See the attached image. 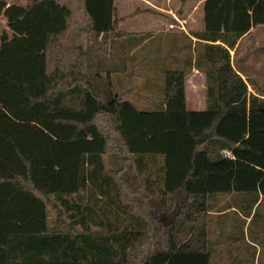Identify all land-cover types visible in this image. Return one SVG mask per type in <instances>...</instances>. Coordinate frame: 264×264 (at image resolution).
Here are the masks:
<instances>
[{"label": "trees", "instance_id": "trees-1", "mask_svg": "<svg viewBox=\"0 0 264 264\" xmlns=\"http://www.w3.org/2000/svg\"><path fill=\"white\" fill-rule=\"evenodd\" d=\"M0 15V264L220 259L210 218L230 203L249 217L259 199L256 190H229V202L209 177L231 160L224 150L241 146L220 132L223 121L264 112V85L231 55L264 25V0H205V29L184 46L185 65L166 71L160 105L147 109L131 101L141 93L133 74L116 87L147 34L119 29L128 16L115 0H0ZM193 66L206 76L202 135L188 150L134 152L124 112L181 114L189 124Z\"/></svg>", "mask_w": 264, "mask_h": 264}, {"label": "crops", "instance_id": "crops-1", "mask_svg": "<svg viewBox=\"0 0 264 264\" xmlns=\"http://www.w3.org/2000/svg\"><path fill=\"white\" fill-rule=\"evenodd\" d=\"M28 0H18L15 2H9L8 4H20L24 5ZM163 1V0H162ZM157 2L154 4L150 1L145 0L144 4H147V8L142 10H147L148 12H142L139 15H147L142 18L140 24H131L127 28V23L133 20L135 17L126 19L119 27V29L125 33H141L147 34L146 39L143 41V49L147 46L148 51H143L142 58H157L159 62L158 66H148L142 72V81L148 78V82L153 81V77L165 75L166 71L169 69H176L177 67L185 65V58L188 56V51L184 46L191 42L193 46L197 42V38L194 33L202 32L205 29L203 22V6L205 0H176V4H179V9L176 13L168 8V2ZM198 2V3H197ZM197 4V5H196ZM146 5V6H147ZM116 6V5H115ZM145 6V5H144ZM197 8L199 17L197 22L192 21L191 11L192 8ZM117 8V7H116ZM201 9V10H200ZM150 11V12H149ZM167 11L166 15L163 12ZM172 12V13H171ZM4 17L0 15V17ZM120 16V15H119ZM157 16H163L166 18L156 19ZM193 16V15H192ZM123 17V16H120ZM5 19V17H4ZM147 19V20H146ZM6 21V19H5ZM146 22V23H144ZM262 26V25H258ZM257 27V26H256ZM7 28V23L6 27ZM254 28L251 29V31ZM251 31L244 35L238 42L237 47L246 39V37L251 33ZM156 38H158L156 40ZM175 38V39H173ZM150 41H154L153 44H148ZM166 41L165 49L162 50V46L156 44V42ZM239 48L236 52V48L231 50L232 57L239 61L247 71V74L254 79L255 74L250 72L252 65V59L247 55H240ZM135 50L132 51L133 54ZM189 57V56H188ZM183 59V60H182ZM251 59V61H249ZM193 63H195V53L193 55ZM158 69V70H157ZM165 69V70H164ZM244 78V74H241ZM255 80V79H254ZM258 85L257 80H255ZM264 85V84H263ZM206 76L204 72L199 71L195 66L189 70L186 76V96L188 102V110L195 115L197 110H205L206 108ZM152 91L149 87H145L141 91L142 96V109H147L150 105L146 103L153 101V97L150 93ZM249 91L253 92V88L249 86ZM254 93V92H253ZM155 101L159 102L161 97H155ZM152 108V107H151ZM128 112L132 113L133 116L146 120H151L153 123H161V128L165 126L171 129L174 126H179L180 122L183 120L181 114H165V113H139L134 109H128ZM198 114V113H197ZM196 114V115H197ZM226 119L236 120L238 123V138L246 141V145H249L253 150H259L264 158V112L258 116L240 118L231 115ZM185 128V127H184ZM174 129V128H173ZM172 130H170L171 132ZM187 134V133H186ZM154 137V136H153ZM159 138L157 135L155 138ZM146 139H141L140 148L133 146L134 152L142 153H164L165 151L160 150L158 146L161 140L158 138L156 140H151L149 135L144 137ZM133 143V142H132ZM240 143V141L238 142ZM192 142H190V147L188 148H176L170 150H188L192 148ZM259 155V154H258ZM260 157V156H258ZM247 159V158H246ZM245 161V160H244ZM263 161V160H262ZM247 164L250 162H246ZM257 168V167H256ZM239 186L233 191H243V190H256L259 193L258 202L255 204L252 215L246 217V215L240 210L236 209L233 204L230 203L231 207L224 212H221V217L218 220L215 217L210 218L209 222V237L210 241H216L218 236H220L219 249L221 250L220 264H264V194L257 187L254 188H244L241 181L238 182ZM251 184V183H250ZM228 187L220 190L219 192L225 193V198L230 202V194ZM218 191V190H214ZM258 208V210H257ZM215 213H212V215ZM217 243V242H216Z\"/></svg>", "mask_w": 264, "mask_h": 264}, {"label": "rangeland", "instance_id": "rangeland-1", "mask_svg": "<svg viewBox=\"0 0 264 264\" xmlns=\"http://www.w3.org/2000/svg\"><path fill=\"white\" fill-rule=\"evenodd\" d=\"M9 2H15L18 0H6ZM148 1V5H150V1L154 4H157V2H161L162 0H146ZM168 2V8L171 9L174 13H176L179 9V4H176V0H163ZM162 1V2H163ZM145 0H115V5L117 7L118 14L120 16H129L135 12V10L143 8H147L148 5L144 4ZM198 3V2H197ZM147 5V6H146ZM197 5V4H196ZM201 10V9H200ZM166 15H172L168 14L167 11L163 12ZM172 13V12H171ZM193 15V16H192ZM147 15H139L135 17L133 20H131L129 23H127L126 28L131 24H140L141 19L144 18ZM132 17V16H130ZM199 17L198 9L192 8L191 11V19L195 24L199 21H197V18ZM166 18L163 16H157L156 19H162ZM147 20V19H146ZM146 23V22H144ZM6 27V21L4 17H0V35L3 29ZM158 38H156L157 40ZM175 39V38H173ZM176 41V39H175ZM154 41H150L148 44H153ZM165 43L166 41L156 42V44H159L162 46V50L165 49ZM264 47V25L254 27V29L251 31V33L246 37V39L240 44L239 46V54L240 55H247L251 57L252 59V65L250 68V72H253L255 74L254 79L260 83V85L264 84V53L259 52L257 49ZM143 51H148L147 46L143 49H140L135 52L134 58L127 61L128 64V71L127 73L123 75H119L116 78H120L121 81L116 84V87L119 90L126 89L128 87V74H133L136 77V83L143 91L145 88L146 83L148 82V78H145V81H142V72L144 69H146L148 66H158L159 62L157 61V58H142ZM251 59L249 61H251ZM158 70V69H157ZM165 70V69H164ZM165 75H161L156 77V75L153 77V84L155 85L156 92L153 93L150 91L152 95H155V97H160V93L158 90L161 89V85L163 83V78ZM147 88V87H146ZM131 101L137 103L139 107L141 108L142 104V96L140 95L130 97ZM156 100V99H155ZM146 105L150 106H158L159 102L156 101H150L146 103ZM129 107V106H128ZM132 107V106H131ZM125 110L127 109L124 108ZM203 111L204 110H197V115L190 117L189 124H186V118L183 116V120L180 122L179 126H174L172 129L170 127L165 126L162 129L161 123H153L151 120H146L137 118L132 115V113L127 112V110L124 112L126 124L129 126V132L132 137V142L135 145V147H139L140 140L146 139L144 137H147L149 135V138L151 140H156L155 138L157 135L159 136V140H161L162 145L160 144L158 148L160 150H170V149H176V148H188L190 147V142H194L197 137L202 135V129L201 126L205 125L206 121H203ZM185 127V128H184ZM238 123L237 121L231 120V119H225L223 121V125L220 128V132L223 134H226L230 136L237 145L235 147V158H231V160H228L227 162L223 163L222 165L218 166H211L210 167V189L211 190H223L224 188L228 187L227 191L236 190L239 186L238 182L241 181L242 186L244 188H254L258 187L261 192L264 194V158H262V154L260 155L259 150H246L243 149V147L246 146V141L243 139L238 138ZM190 128V129H189ZM170 130H172L170 132ZM187 133V134H186ZM154 136V137H153ZM259 154V155H258ZM260 156V157H258ZM247 158V159H246ZM245 160V161H244ZM263 160V161H262ZM250 162V163H246ZM257 167V168H256ZM251 183V184H250ZM53 217H55V213L51 214ZM220 259L218 257H215L213 262L214 264H220Z\"/></svg>", "mask_w": 264, "mask_h": 264}, {"label": "built area", "instance_id": "built-area-1", "mask_svg": "<svg viewBox=\"0 0 264 264\" xmlns=\"http://www.w3.org/2000/svg\"><path fill=\"white\" fill-rule=\"evenodd\" d=\"M223 154L227 157V158H235V154L232 150L226 149L223 151Z\"/></svg>", "mask_w": 264, "mask_h": 264}]
</instances>
